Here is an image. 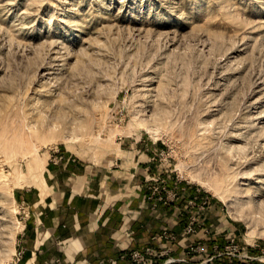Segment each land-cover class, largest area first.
I'll return each mask as SVG.
<instances>
[{
    "label": "rangeland",
    "instance_id": "1",
    "mask_svg": "<svg viewBox=\"0 0 264 264\" xmlns=\"http://www.w3.org/2000/svg\"><path fill=\"white\" fill-rule=\"evenodd\" d=\"M63 163L136 169L157 264H264V0H0V264Z\"/></svg>",
    "mask_w": 264,
    "mask_h": 264
},
{
    "label": "crops",
    "instance_id": "2",
    "mask_svg": "<svg viewBox=\"0 0 264 264\" xmlns=\"http://www.w3.org/2000/svg\"><path fill=\"white\" fill-rule=\"evenodd\" d=\"M135 174L136 169L121 177L76 163L51 165L33 204V220L22 236L19 264H133L122 256L167 247L170 209L152 212L146 193L131 189ZM173 227L175 233L182 231L177 222ZM162 258L147 256L156 264Z\"/></svg>",
    "mask_w": 264,
    "mask_h": 264
},
{
    "label": "built area",
    "instance_id": "3",
    "mask_svg": "<svg viewBox=\"0 0 264 264\" xmlns=\"http://www.w3.org/2000/svg\"><path fill=\"white\" fill-rule=\"evenodd\" d=\"M185 232L187 234H192L195 232L194 229V224L191 223L186 229ZM165 238L167 237V234L165 235ZM147 256L149 257H156L157 253L156 251H154L153 248H148L146 249L145 253H140V252H133L129 255H124L122 256L123 260H130L133 264H154V262L152 260H147ZM21 258H19L18 260L20 261ZM56 264H64V262L62 260H57ZM111 264H117L116 261H113Z\"/></svg>",
    "mask_w": 264,
    "mask_h": 264
},
{
    "label": "trees",
    "instance_id": "4",
    "mask_svg": "<svg viewBox=\"0 0 264 264\" xmlns=\"http://www.w3.org/2000/svg\"><path fill=\"white\" fill-rule=\"evenodd\" d=\"M180 224L181 226L184 227L186 225V221L182 219ZM217 243L219 244V242L215 238V239H212V241L210 242V245L214 246ZM212 264H238V263L235 261V259L225 257V258H218L214 260Z\"/></svg>",
    "mask_w": 264,
    "mask_h": 264
},
{
    "label": "bare ground",
    "instance_id": "5",
    "mask_svg": "<svg viewBox=\"0 0 264 264\" xmlns=\"http://www.w3.org/2000/svg\"><path fill=\"white\" fill-rule=\"evenodd\" d=\"M142 126L146 127V124H141ZM147 130L152 134L154 135V133L151 131V129L147 128ZM155 136V135H154Z\"/></svg>",
    "mask_w": 264,
    "mask_h": 264
}]
</instances>
